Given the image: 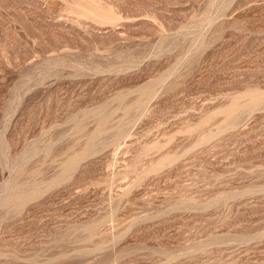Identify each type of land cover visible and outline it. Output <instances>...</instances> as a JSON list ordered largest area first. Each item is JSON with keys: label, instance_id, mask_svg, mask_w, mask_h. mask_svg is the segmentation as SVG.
I'll return each mask as SVG.
<instances>
[{"label": "rangeland", "instance_id": "rangeland-1", "mask_svg": "<svg viewBox=\"0 0 264 264\" xmlns=\"http://www.w3.org/2000/svg\"><path fill=\"white\" fill-rule=\"evenodd\" d=\"M0 264H264V0H0Z\"/></svg>", "mask_w": 264, "mask_h": 264}]
</instances>
